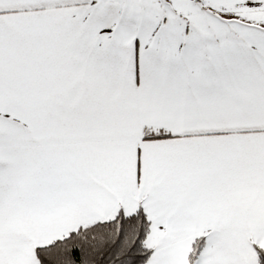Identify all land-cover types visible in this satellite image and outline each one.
Wrapping results in <instances>:
<instances>
[{"label": "snow or ice", "instance_id": "6c2138e0", "mask_svg": "<svg viewBox=\"0 0 264 264\" xmlns=\"http://www.w3.org/2000/svg\"><path fill=\"white\" fill-rule=\"evenodd\" d=\"M0 264H264V0H0Z\"/></svg>", "mask_w": 264, "mask_h": 264}]
</instances>
